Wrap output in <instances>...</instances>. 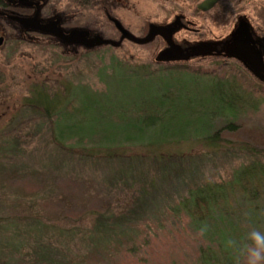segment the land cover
Returning a JSON list of instances; mask_svg holds the SVG:
<instances>
[{
    "label": "rangeland",
    "instance_id": "obj_1",
    "mask_svg": "<svg viewBox=\"0 0 264 264\" xmlns=\"http://www.w3.org/2000/svg\"><path fill=\"white\" fill-rule=\"evenodd\" d=\"M155 3L166 12L163 2ZM32 40V47L19 45L26 55L7 47L0 57V264H202L206 248L220 252L212 251L209 262L234 264L223 241L252 227L264 230V184L257 189L249 182L244 192L211 199L207 219L196 221L174 207L178 196L231 181L254 160L264 166V78L234 61L187 67L204 75L183 77L186 89L171 110L188 119L191 136L208 133V122L219 123L213 144L190 136L188 142L133 143L122 154L88 155L81 149L90 146L85 140L55 142L49 119L29 102L34 90L55 104L87 92L129 100L144 92L145 82L137 85L125 70L167 66L154 65L150 45L127 43L121 52ZM158 78L150 83L159 85ZM224 115L234 128L223 123ZM157 129L158 123L145 132L154 137ZM202 224L209 225L203 237Z\"/></svg>",
    "mask_w": 264,
    "mask_h": 264
},
{
    "label": "flooded vegetation",
    "instance_id": "obj_2",
    "mask_svg": "<svg viewBox=\"0 0 264 264\" xmlns=\"http://www.w3.org/2000/svg\"><path fill=\"white\" fill-rule=\"evenodd\" d=\"M148 1L163 2L166 12L156 3L144 5L145 0H0V57L7 47L26 55L19 45L32 47L35 37L121 52L130 43L152 46L157 68L234 61L264 78V0H214L207 9L199 6L202 0ZM150 30L147 41L121 36L127 31L142 37ZM96 34L114 42L88 45ZM159 54L174 56L157 59Z\"/></svg>",
    "mask_w": 264,
    "mask_h": 264
},
{
    "label": "trees",
    "instance_id": "obj_3",
    "mask_svg": "<svg viewBox=\"0 0 264 264\" xmlns=\"http://www.w3.org/2000/svg\"><path fill=\"white\" fill-rule=\"evenodd\" d=\"M125 71L130 78L136 80L137 85L141 80L145 82L142 86L144 92H137L138 95L130 97L129 100L121 96L101 100L100 97L93 98L87 92L81 94L83 100L73 95L65 102L60 98L57 100L59 103L57 102L55 104L51 99H43V97L45 98V94L43 96V93L39 89H35L32 93L33 99L27 101L31 102L33 107L39 108L43 112V115L49 119L52 136L57 144H62L64 140H68L71 137H76L74 140L76 145L84 143L85 140L90 146L87 147V145L82 144L81 149L82 152L88 155L90 153H102L103 155L109 156L112 153L122 154L127 152V149L133 143L141 144L142 142H146L161 144L166 140L172 142L173 140L179 139L188 142L191 136V133H188L189 130H185L188 119L184 115H176L171 109L176 104L175 100L177 99V95H180L186 89L187 84L183 77L185 75H198L196 73L197 71L190 73L187 66L182 64L179 66L164 67L163 69H159V71L155 69L147 72L144 70L136 71L134 69ZM155 74L159 77V85L150 83V77ZM137 85L135 84L133 88L137 89ZM88 103L93 105L96 113L89 111L90 105ZM225 115L223 123L228 128H234V124H232L230 119L225 118ZM156 123H158L157 130L159 132L153 137L145 131L147 127L150 128ZM214 123L208 122V133H195L191 136V139L197 136L199 137L197 140H200L202 144L204 142L213 144L216 137V130L219 126V123L216 125ZM95 126H98V128L105 127L107 129L117 127L121 131L116 130L110 133L98 132L95 130ZM210 129H214V131L212 132ZM123 130L126 131L124 132ZM144 145V147H147L149 144ZM148 151L151 153L150 149ZM234 176L235 179L227 181L226 183H210L206 187L196 188L194 192L191 190L185 197L178 196L174 209L177 210L180 206L183 207L186 213L188 212L193 217L192 219L195 218L196 221L198 219H207L211 210V199L218 201L219 196L222 197L223 193L225 194L224 197L229 198L235 193L238 194V191L240 193L244 192L249 182H253L257 189L262 187L264 184V166L261 162H255L254 160L246 167H241L240 171L239 169L235 171ZM95 222L101 225L104 223L101 219H98V221L95 220ZM103 232L104 236H110L108 234L110 233L109 229L104 228ZM96 236L99 238V235ZM221 249L223 250V248ZM203 251L199 258L202 264L215 263V260L209 262L212 251H217L220 254L219 249L211 251V249L206 248Z\"/></svg>",
    "mask_w": 264,
    "mask_h": 264
},
{
    "label": "clouds",
    "instance_id": "obj_4",
    "mask_svg": "<svg viewBox=\"0 0 264 264\" xmlns=\"http://www.w3.org/2000/svg\"><path fill=\"white\" fill-rule=\"evenodd\" d=\"M208 231L209 225L202 224L198 235ZM223 244L233 254L234 264H264V230L260 228L252 227L240 238L228 235Z\"/></svg>",
    "mask_w": 264,
    "mask_h": 264
},
{
    "label": "water",
    "instance_id": "obj_5",
    "mask_svg": "<svg viewBox=\"0 0 264 264\" xmlns=\"http://www.w3.org/2000/svg\"><path fill=\"white\" fill-rule=\"evenodd\" d=\"M214 0H202L200 3H199V6H201L202 8H208L211 4H212V2H213ZM151 34H152V31L150 30L148 33H147V35L146 36H142V37H134V35H132L131 33H129V32H124L121 36H127V37H129V38H131V39H133L134 41H139V42H142V41H147V39H148V37H150L151 36ZM88 41V45L89 44H95V42H100V41H103V42H106V41H112V40H109V39H102L98 34H96L95 36H94V38H90L89 40H87ZM112 42H114V41H112ZM169 56H174V55H169ZM169 56H166V55H163V54H159L158 56H157V59H159V58H169Z\"/></svg>",
    "mask_w": 264,
    "mask_h": 264
}]
</instances>
